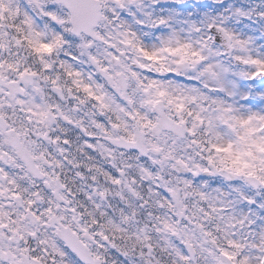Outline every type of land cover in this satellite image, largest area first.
<instances>
[{"label": "snow or ice", "instance_id": "6c2138e0", "mask_svg": "<svg viewBox=\"0 0 264 264\" xmlns=\"http://www.w3.org/2000/svg\"><path fill=\"white\" fill-rule=\"evenodd\" d=\"M0 264H264V0H0Z\"/></svg>", "mask_w": 264, "mask_h": 264}]
</instances>
